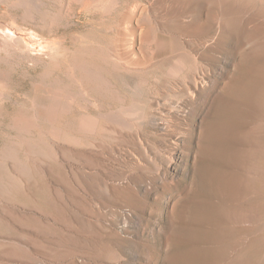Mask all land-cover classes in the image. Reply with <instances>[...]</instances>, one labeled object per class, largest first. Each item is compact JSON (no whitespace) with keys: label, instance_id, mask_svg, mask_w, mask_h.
<instances>
[{"label":"rangeland","instance_id":"rangeland-1","mask_svg":"<svg viewBox=\"0 0 264 264\" xmlns=\"http://www.w3.org/2000/svg\"><path fill=\"white\" fill-rule=\"evenodd\" d=\"M71 1L0 0V264H264V0Z\"/></svg>","mask_w":264,"mask_h":264},{"label":"bare ground","instance_id":"bare-ground-1","mask_svg":"<svg viewBox=\"0 0 264 264\" xmlns=\"http://www.w3.org/2000/svg\"><path fill=\"white\" fill-rule=\"evenodd\" d=\"M39 1V0H38ZM88 1V0H87ZM34 2V1H33ZM53 2V1H52ZM71 0H66V11L70 12L71 10ZM37 3V2H36ZM43 3V2H41ZM55 3V2H54ZM87 3V2H86ZM39 5V3H38ZM56 5V4H55ZM14 6V5H13ZM48 11V10H47ZM149 11V10H148ZM147 11V12H148ZM27 13V12H26ZM45 13V12H43ZM55 13V12H54ZM29 14V13H28ZM27 14V15H28ZM47 14V13H46ZM53 15V14H52ZM35 16V15H34ZM51 16V15H50ZM55 16V15H53ZM26 17V16H25ZM47 17V16H46ZM57 17V16H56ZM123 17V16H122ZM132 17V16H131ZM15 18V17H13ZM215 18V17H214ZM12 19V18H11ZM58 19V18H57ZM130 19V18H129ZM52 20V19H51ZM12 22L10 25L6 24V26H0V53L1 51H6L8 49H11L14 51V53L17 55V58H19V61H23L27 64L30 65H36L37 62L44 56V55H52L53 53H55L58 48L60 47V43L59 41L55 38V37H47L44 39H29L26 38V36L24 35L25 33H23L20 30V27H18V25L14 22L13 20L10 21ZM159 22V21H158ZM3 23V22H2ZM8 23V22H7ZM162 23V22H161ZM16 24V25H15ZM46 26H48V34H51L53 31L51 30L50 27H53L52 22H48L47 24H45ZM214 25V24H213ZM44 26V25H43ZM139 26V25H138ZM156 27V26H155ZM22 28V27H21ZM139 28V27H138ZM132 29V28H131ZM123 30V29H121ZM140 31L142 32V30L140 29ZM260 32V31H259ZM127 33V31H126ZM136 33V32H135ZM131 34V33H129ZM138 34V33H137ZM32 36V35H31ZM124 36V35H123ZM30 37V36H29ZM122 37V36H121ZM135 37V36H134ZM139 37V36H138ZM135 38V41H138V38ZM142 37V36H141ZM205 37V36H204ZM222 37V36H221ZM223 38V37H222ZM127 38L122 37L121 40L124 41ZM132 40V39H131ZM134 41V42H135ZM154 41V40H153ZM119 43V42H118ZM143 43V42H142ZM124 44V43H123ZM128 45V44H127ZM135 45V43H134ZM142 45V44H141ZM145 45V44H144ZM114 49V48H113ZM122 49V48H121ZM208 49V48H207ZM124 51V50H123ZM196 51V50H195ZM12 52V51H11ZM137 52V51H136ZM147 52V51H146ZM8 53V52H7ZM113 53V52H112ZM138 53V52H137ZM10 54V53H9ZM136 54V53H135ZM8 55V54H7ZM15 56V55H14ZM140 56V54H139ZM110 57V56H109ZM134 59V58H133ZM8 60V59H7ZM42 61V60H41ZM131 61V59H130ZM40 63V62H39ZM125 63V62H124ZM131 63V62H130ZM142 63V62H141ZM119 64V63H118ZM127 65V64H126ZM135 65V64H134ZM141 65V64H140ZM128 66V65H127ZM149 67V66H148ZM195 77V75H193ZM197 77V76H196ZM247 77V76H246ZM192 79V81L186 86V90L188 91V94L190 95V103H195V100L197 101V99L200 98V103H199V111L203 112L204 111V105L207 101V97L205 95V97H203L200 93V86L198 84V82L196 81L197 79L195 78H190ZM184 82V81H183ZM43 83V82H42ZM46 83V82H45ZM186 83V82H185ZM200 83V82H199ZM51 84V83H50ZM184 84V83H183ZM182 84V85H183ZM201 84V83H200ZM48 85V84H47ZM185 85V84H184ZM183 85V86H184ZM52 86V85H50ZM165 86V85H164ZM224 86V85H223ZM41 94L43 95H48L49 89H45L44 85L41 84ZM168 87V86H167ZM53 88V87H52ZM45 92L43 93L42 91ZM180 90V89H179ZM202 90V89H201ZM200 90V92H201ZM52 91V90H51ZM50 91V92H51ZM54 93V92H52ZM199 94V95H198ZM206 94V93H205ZM40 95V94H39ZM52 96V95H51ZM54 96V95H53ZM56 96V95H55ZM188 96V95H187ZM186 96V97H187ZM49 98V97H48ZM74 98V97H73ZM166 98V97H165ZM171 98V97H170ZM181 98V97H180ZM70 101V99L67 100V102ZM55 103V102H54ZM164 104V103H163ZM197 104V102H196ZM208 104V103H207ZM44 105V103H43ZM56 105V103H55ZM71 105V103H70ZM198 105V104H197ZM72 106V105H71ZM172 106V105H171ZM64 107V106H63ZM62 107V108H63ZM67 108L70 107L69 105L66 106ZM58 108L56 106H49L48 110H41L40 111V115L43 114L44 111L48 112L46 114H48L47 116L50 117L51 119H55L57 116L56 114L58 113ZM84 114V113H83ZM91 114V113H90ZM90 114H86L83 118L82 122L83 126H92V122L96 119H94V117H92ZM202 114V113H201ZM23 116V115H21ZM56 116V117H55ZM204 116V115H203ZM24 117V116H23ZM61 117V116H60ZM20 118V117H19ZM18 118V119H19ZM112 118V116L110 117ZM21 119V118H20ZM113 119V118H112ZM31 120V119H29ZM57 120V119H56ZM81 120V119H80ZM79 120V121H80ZM98 120V119H97ZM119 120V119H118ZM27 121V120H26ZM78 121V122H79ZM81 122V123H82ZM19 123V122H18ZM36 124V123H35ZM95 125V124H94ZM93 125V126H94ZM254 127V126H253ZM172 129V128H171ZM108 130V129H107ZM200 144H201V151H200V160L202 161L203 164H207L208 160H207V154L206 153V142H207V131H206V120L204 119L202 121L201 124V129H200ZM110 133V132H109ZM212 136V135H211ZM130 137V136H129ZM213 137V136H212ZM211 137V138H212ZM176 138V137H175ZM128 140V139H127ZM199 141V140H198ZM212 151V150H211ZM208 152V151H207ZM79 153V152H78ZM209 156V155H208ZM211 158V157H210ZM218 158V157H217ZM154 159V158H153ZM158 166V165H157ZM147 167V166H146ZM126 169V168H125ZM205 169V167H204ZM204 174H207V171L203 170ZM242 174V173H241ZM239 176V175H238ZM130 185V184H129ZM111 188V187H110ZM129 188V187H128Z\"/></svg>","mask_w":264,"mask_h":264}]
</instances>
